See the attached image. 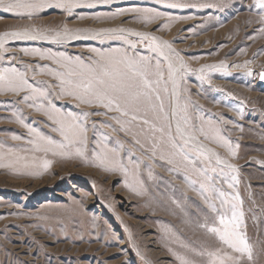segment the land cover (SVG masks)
Wrapping results in <instances>:
<instances>
[{
  "label": "rangeland",
  "instance_id": "obj_1",
  "mask_svg": "<svg viewBox=\"0 0 264 264\" xmlns=\"http://www.w3.org/2000/svg\"><path fill=\"white\" fill-rule=\"evenodd\" d=\"M183 2L204 7L159 9L156 19L141 17L154 0H115L96 10L104 19L92 10L79 19L0 11V74L14 69L24 82L0 91V264H183L192 249L204 250L196 264H229L238 254L220 241L217 212L230 220L233 207L255 264H264V53L254 58L264 47V13L254 0ZM121 10L127 15H112ZM64 25L78 31L57 43ZM29 26L48 39L5 35ZM101 55L146 63L150 81L160 73V99L141 115L150 123L153 110L159 116L153 127L165 128L164 148L121 132L111 119L118 113L67 94L83 66L76 61ZM97 111L107 115H89L79 140L53 131L67 128L69 114L78 121ZM181 134L189 156H200L194 166L170 147Z\"/></svg>",
  "mask_w": 264,
  "mask_h": 264
},
{
  "label": "snow or ice",
  "instance_id": "obj_2",
  "mask_svg": "<svg viewBox=\"0 0 264 264\" xmlns=\"http://www.w3.org/2000/svg\"><path fill=\"white\" fill-rule=\"evenodd\" d=\"M114 3L115 0H0V11L9 13L16 19H29L37 14H47L49 11L59 12V14L66 15L69 19H79L83 18L82 13H84L85 10H92L96 19H104L105 17L96 15V10L103 6H111ZM198 6L204 7V5L186 3L183 2V0H154V7L150 10L144 9L141 11L140 9L134 8L131 9V11H141L142 18L156 19L163 15V12L159 9H185ZM207 7H214V5H208ZM252 7L257 8L264 13V0H254ZM127 11L128 10H121L119 12L114 11L112 15H127ZM259 23L264 24V15H261ZM259 30L261 29H254V31ZM77 31L78 30L69 29L64 25L62 33L58 32L53 39L57 43H63L65 39L75 36ZM5 35L12 39L19 40L48 39L43 35L35 33L31 26L22 31L6 33ZM95 35L99 36L100 33L97 32ZM152 39L156 38L152 37ZM262 53H264V47L254 53V58H258ZM34 54L45 56V54L39 52ZM76 63L83 66L77 72L73 73V89L67 94L75 96L82 103H96L105 107L108 111L118 113V115L111 117V119L121 125L119 129L121 132H125L134 137L147 134L146 142L149 143L150 147H155L158 143L161 148L165 147L163 137L165 128L162 127L156 129L153 127L154 121L158 120L159 116L153 110V123H150L149 119L146 118V114L141 115L143 105L148 104L149 107H151L152 97L159 91L156 87L161 78L159 72L155 74L156 79L150 81L147 78L148 65L146 63L142 62L138 64L131 59L115 63L111 58L103 55L95 60L89 58L87 64H83L80 60H77ZM5 71L7 72L8 70L6 69ZM169 71H171V65L169 66ZM249 75H251V72H249ZM259 79L264 81V71L259 73ZM23 83L22 79L18 80L16 78L14 69L11 74L7 76L0 74V91H18ZM154 89L155 92L153 91ZM155 98L157 100L160 99L158 95H155ZM130 113L131 118L124 119L125 117H129ZM89 115H107V112L97 111L91 114L82 113L84 119H79L78 121L76 117L69 114L67 117V120L69 121L67 128L65 129L61 123L59 127L53 128V131L60 132L65 141L71 142L79 140L85 135L86 129L83 126L86 125ZM49 119H51L54 124L59 123L53 118V115H50ZM105 123L109 122L106 121ZM93 127H95V125H93ZM168 127H170V125ZM157 131L161 133V138L159 140L156 136ZM177 132H179V127H177ZM174 139L176 140V143L171 144L170 147L175 150L178 145V148L183 151L184 160H187L193 166L200 162V156L195 152L189 156L190 145L184 140L182 134ZM49 143L56 142L49 138ZM136 143H139L138 139L136 140ZM63 146L64 145L61 144V147ZM78 154L82 155V153ZM49 163L50 162H46L45 167H47ZM168 163L171 164L172 160H169ZM201 167L207 170L206 164H201ZM170 170L177 174L180 172L179 167ZM185 171H187V169H185ZM213 171L215 170L213 169ZM182 178L188 179L189 183L193 182L190 177L184 176ZM220 178V174H217L213 178V184L215 185L216 181ZM219 195L222 197L223 193L220 192ZM205 202L213 212H217V206L211 197H206ZM221 204H223V199L221 200ZM217 215L220 225L223 226L222 231L224 233L220 236V241L238 254L228 257L229 264H245V262H247V264H255L256 256L253 248L242 238L240 217L243 213L236 212L233 207L230 220L226 218V213L217 212ZM211 219L215 222L216 217H211ZM211 231L215 233L217 232V228H212ZM261 251L264 252V248H262ZM222 254L227 255V253ZM191 255L193 258L190 260H184L183 264H196L197 258H203L204 250L201 249L200 251H196L195 249H192Z\"/></svg>",
  "mask_w": 264,
  "mask_h": 264
},
{
  "label": "water",
  "instance_id": "obj_3",
  "mask_svg": "<svg viewBox=\"0 0 264 264\" xmlns=\"http://www.w3.org/2000/svg\"><path fill=\"white\" fill-rule=\"evenodd\" d=\"M259 81H260V83L263 82V81H261L260 79H259Z\"/></svg>",
  "mask_w": 264,
  "mask_h": 264
}]
</instances>
